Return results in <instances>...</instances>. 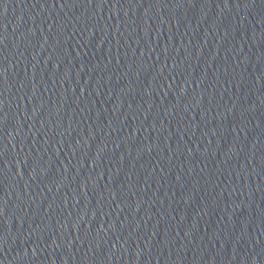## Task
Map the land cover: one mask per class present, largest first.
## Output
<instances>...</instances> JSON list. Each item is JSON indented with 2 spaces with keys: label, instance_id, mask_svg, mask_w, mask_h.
Segmentation results:
<instances>
[{
  "label": "water",
  "instance_id": "obj_1",
  "mask_svg": "<svg viewBox=\"0 0 264 264\" xmlns=\"http://www.w3.org/2000/svg\"><path fill=\"white\" fill-rule=\"evenodd\" d=\"M0 264H264V0H0Z\"/></svg>",
  "mask_w": 264,
  "mask_h": 264
}]
</instances>
